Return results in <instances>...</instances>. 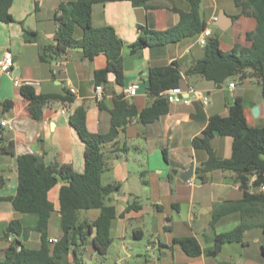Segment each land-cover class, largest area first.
<instances>
[{
    "label": "crops",
    "instance_id": "0c3cea01",
    "mask_svg": "<svg viewBox=\"0 0 264 264\" xmlns=\"http://www.w3.org/2000/svg\"><path fill=\"white\" fill-rule=\"evenodd\" d=\"M67 1L73 0H13L9 8L11 20H0V59L5 50L11 51L13 56L10 72L0 75V147L13 145L12 152L0 151V176L4 179L0 186V259L4 257L9 237L19 239L29 248L40 244V235L34 229L37 216L14 210L10 201L18 185L17 156L34 154L46 166L69 165L83 172L84 142L71 123L77 107H84L89 132L107 133L112 127L109 111L115 97L123 94L138 111L149 105L146 86L150 67L176 61L183 73L204 53L197 34L174 43L144 47L138 55H131L127 47L136 39L139 25L164 30L177 24L179 12L190 9L187 0H149L147 8L134 6L130 1L95 4L92 24L112 26L124 43L122 84L109 72L106 81L99 84L102 97L98 100L94 96V87L98 85L94 72L106 66L104 54L89 57L80 48H70L66 54L54 56L46 49L54 43V11L61 2ZM199 11L223 51L230 50L236 43L249 45L245 35L255 28L256 21L243 14L234 18L239 8L233 0H200ZM217 21L222 28L215 25ZM221 33H227L231 41L221 40ZM76 35L81 34L78 31ZM60 61L64 64L58 66ZM15 78L39 81L34 91L47 97L39 114L30 111L28 101L21 95L20 88L27 85L15 86ZM232 79L219 87L200 75L183 74L179 87L188 102L169 103L168 111L149 123L132 118L126 125L117 127L116 136L103 145L102 183L116 182L120 187L107 199L114 206L115 217L110 226L112 242L101 254L104 260L101 259L100 264H264V205L260 207L259 216L247 218L250 227L244 231L241 241L224 243L218 253H211L215 246L214 235L228 232L241 222L239 210L221 214L242 195L233 172L210 171L199 185L192 178L181 179V173L191 164L193 177L200 176L197 168L208 154L204 149L194 148L192 139L201 133L212 115H227L228 103L233 97H241L248 126L264 127V96L260 85L256 82L255 88L251 84L254 79L248 78L236 93L237 85L229 88ZM132 81H138L139 88L136 95L129 98L125 88ZM70 88L75 91L71 92ZM197 92L207 95V105L202 104ZM254 106H258L256 115L252 112ZM210 145L217 156H231L230 136L217 133ZM62 184L58 181L48 192L54 206L48 227L50 239L62 235L58 203ZM209 185L219 190H200L201 186ZM99 214L98 208L79 210L78 221H92ZM13 220L27 231L19 235L8 233L7 227ZM93 235H88L84 245L91 243ZM187 236L196 238L201 247L200 255L189 256L174 242V238ZM84 245L77 249V263L69 255L70 264H86L80 257ZM90 249L93 258L97 252L93 247ZM109 252H117L113 263L109 262Z\"/></svg>",
    "mask_w": 264,
    "mask_h": 264
},
{
    "label": "trees",
    "instance_id": "16d2710c",
    "mask_svg": "<svg viewBox=\"0 0 264 264\" xmlns=\"http://www.w3.org/2000/svg\"><path fill=\"white\" fill-rule=\"evenodd\" d=\"M13 0H0V20L10 21L9 8ZM112 1H130L134 6L148 7L149 0H73L61 2L54 11L56 30L54 43L46 49L54 56L66 54L70 48H80L89 57L104 54L107 64L95 70L97 84L106 81L109 72L115 75L117 83L122 84L124 43L110 25L96 27L92 24L93 5ZM189 11H180L179 21L174 26L156 30L138 26L136 39L127 47L131 55H138L144 47L174 43L184 37L198 34L206 25L199 11L200 0H187ZM239 8V15L252 16L256 21L253 30L245 35L249 45L236 43L228 51L219 46V39L210 36L203 47L200 59L193 61L182 73L179 63L172 61L166 65L152 66L148 69L146 91L149 105L138 111L128 103L124 95L114 98L110 109L112 127L107 133H91L85 125L84 107H77L71 116V123L84 142L85 169L73 170L69 165L46 166L42 159L34 154L17 156L18 185L16 193L10 198L14 210L37 216L34 229L40 235V244L29 248L17 238L11 239L4 248V257L0 264H70L69 255L77 259V249L86 243L88 235L94 233L91 245L98 254H104L112 242L110 226L115 217L114 206L107 199L120 187L119 183L103 184L101 175L104 168L102 147L117 134V127L126 125L132 118L141 123H149L166 113L169 102L163 94L169 88L180 86L182 75H200L217 84L237 77L241 82L254 79L261 87L264 96V0H233ZM80 32V36L76 34ZM232 82V81H231ZM21 95L29 103L30 111L37 115L41 112L46 96L36 94L31 86L20 88ZM65 99L63 96H54ZM70 99L69 97H67ZM227 115H212L200 134L192 139V145L204 149L208 156L197 168V173L206 178L213 170L231 171L234 181L241 191V198L221 212L239 210L241 222L232 230L217 233L213 237L215 255L224 243L239 242L243 233L250 227L247 218L257 217L264 205V127L248 126L244 116V106L240 96L233 97L228 103ZM101 107V101H99ZM227 135L232 138L231 156H217L210 145L215 135ZM0 151L12 152L13 145L1 146ZM164 157L166 151L163 150ZM58 181H62L58 194L60 229L62 235L53 242L48 235L53 203L48 197L49 190ZM4 179L0 176V186ZM98 208L99 216L92 220L78 221V211ZM220 214V215H221ZM216 214L215 216H218ZM216 218V217H215ZM8 233H25L18 221L13 220L7 227ZM8 233L5 237H8ZM182 250L189 256L200 255L201 247L193 236L174 238ZM264 252V246H263Z\"/></svg>",
    "mask_w": 264,
    "mask_h": 264
},
{
    "label": "built area",
    "instance_id": "2783aa9c",
    "mask_svg": "<svg viewBox=\"0 0 264 264\" xmlns=\"http://www.w3.org/2000/svg\"><path fill=\"white\" fill-rule=\"evenodd\" d=\"M211 34H212L211 29L208 27H205L203 30H201L197 34L198 44L204 47L207 43L208 38L211 36ZM63 64H64L63 61H60L57 63L58 66H61ZM12 66H13L12 52L9 50H5L2 54L1 59H0V75L4 74V73H9ZM14 85L15 86L27 85V86L36 87L39 85V81H37V80H19V79L15 78L14 79ZM234 86H235V84L233 82L229 83V88H233ZM138 88H139V82L138 81L130 82L125 88V95L129 98L135 96L137 91H138ZM94 89H95V95H94L95 98L98 100L101 99V97H102L101 85H99V84L96 85L94 87ZM70 91L74 92L75 89L70 88ZM163 94L166 96L169 103L178 102V101H183V102L189 101L187 98L183 97V90L179 86H174L172 88H169L166 91H164ZM197 95L200 98L202 104L207 105L209 103L207 95L203 94L202 92H197ZM1 124L4 125L5 121H2ZM260 190H264V185L260 186ZM11 239L12 238L9 237V240H11ZM51 240L53 242L57 241L56 238H52Z\"/></svg>",
    "mask_w": 264,
    "mask_h": 264
},
{
    "label": "rangeland",
    "instance_id": "374dc122",
    "mask_svg": "<svg viewBox=\"0 0 264 264\" xmlns=\"http://www.w3.org/2000/svg\"><path fill=\"white\" fill-rule=\"evenodd\" d=\"M221 35L222 36H220V39L221 40H224V41H228V42H230L231 41V38L228 36V34L227 33H224V34H222L221 33ZM232 82L235 84V85H237V91H236V93L237 92H239L240 91V89L243 87V82L244 81H240L239 79H232ZM251 84H253L254 86H255V88H256V86H258V84L256 83V81H254V80H251ZM230 96L229 95H227L226 96V98L228 99ZM202 187V188H201ZM200 188V190H219L218 189V187L217 186H213V185H209V186H201ZM214 211V210H213ZM208 217V216H207ZM207 235V234H206ZM205 235V236H206ZM204 236V237H205ZM146 242H147V238L143 241V244L145 245L146 244ZM144 245H141L140 247H143V249L145 248L144 247ZM87 246V247H86ZM88 246H91L90 248H92V245H91V243L89 242V245H84V247H83V249H82V253L80 254V257L82 258V260H84V262L86 263V264H100V262H101V259L103 258V257H101V255L100 254H98V253H96V255H94V257L93 258H91V254H92V251H91V249L88 247ZM117 256V252H109V262L110 263H113V259L115 258ZM102 260H104V259H102ZM217 260L218 261H220L221 260V257L220 256H218L217 257Z\"/></svg>",
    "mask_w": 264,
    "mask_h": 264
},
{
    "label": "water",
    "instance_id": "95a60500",
    "mask_svg": "<svg viewBox=\"0 0 264 264\" xmlns=\"http://www.w3.org/2000/svg\"><path fill=\"white\" fill-rule=\"evenodd\" d=\"M215 25H217V26L222 28L220 22H218V21L215 23ZM220 86L221 85L219 84V87ZM252 112H253V114L256 115L258 113V106H254L253 109H252ZM217 133H218V131L215 130V134H217ZM173 172L176 173V170H173ZM190 178H192L194 183L198 184V185L201 184L202 181H203L202 177H200V176L193 177V164H191V166L189 167V169L187 171L181 173V179L182 180L186 181V180H188ZM108 200H110V198H108Z\"/></svg>",
    "mask_w": 264,
    "mask_h": 264
}]
</instances>
